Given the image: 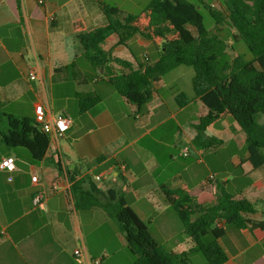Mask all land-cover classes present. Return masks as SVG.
Listing matches in <instances>:
<instances>
[{"label":"crops","instance_id":"crops-1","mask_svg":"<svg viewBox=\"0 0 264 264\" xmlns=\"http://www.w3.org/2000/svg\"><path fill=\"white\" fill-rule=\"evenodd\" d=\"M39 1L0 0V104L7 114L33 119L36 106L42 104L48 117L67 115L73 125L38 163L28 151L6 146L0 137V164L8 157L16 164L13 172L0 168V264H95L98 258L100 264H123L128 247L117 222L101 208L77 209L70 176L91 175L104 191H122L160 245L190 239L164 188H185L202 206L217 204L220 192L230 187V194L242 192L251 202H264V166L255 169L249 161L246 135L233 119L220 120L206 131L207 136L222 140L219 147L201 151L193 145L195 126L207 110L199 100L186 107L176 102L178 92L193 95V89L190 94L177 83L185 76L192 87V71L170 72L169 81L163 77L153 99L138 108L102 79V70H94L87 60L88 66L81 65V27L104 21L100 4L122 10L118 2ZM133 42L141 49H153L155 60L148 52L146 61L139 60L130 48ZM103 48L134 64L159 59L158 47L139 35L126 46H118L113 35ZM31 71L36 80L30 79ZM94 95L101 97L100 103L81 114L79 100ZM187 146L188 158L182 156ZM230 147L234 152L222 155ZM59 158L61 169L54 165ZM220 176L224 184L218 181ZM245 179L249 182L241 185ZM40 193L46 197L35 205ZM240 232L232 237L234 253L220 240L227 264H246L242 239L251 247L264 243V235L257 238L249 230ZM76 250L85 257L76 256ZM260 256L264 258V252ZM130 258L127 255V264L134 263Z\"/></svg>","mask_w":264,"mask_h":264},{"label":"trees","instance_id":"trees-1","mask_svg":"<svg viewBox=\"0 0 264 264\" xmlns=\"http://www.w3.org/2000/svg\"><path fill=\"white\" fill-rule=\"evenodd\" d=\"M100 10L104 21L81 27L78 39L91 67L103 71L102 79L119 96L143 108L163 77L180 67L192 68L193 95L178 92L176 102L186 107L199 100L207 110L195 126V148L207 151L222 145V140L207 136L206 131L232 118L246 135L249 161L255 169L264 166V0H152L138 15L108 4H100ZM113 35L118 46H126L137 35L151 41L159 49V59L134 64L114 56L103 48ZM100 101L99 95L82 97L80 113ZM0 137L8 147L26 149L35 163L42 162L51 147V136L35 119L7 114L1 104ZM54 165L61 169L60 158ZM69 180L77 209L101 208L117 222L135 257L133 264H192L191 256L197 253L207 264H227L228 255L220 243L227 225L249 230L257 238L264 235V220L252 217L258 213L257 203L242 192L230 194L223 189L217 204L202 206L185 188H164L193 245L189 251L176 252L155 241L122 191H104L91 175Z\"/></svg>","mask_w":264,"mask_h":264},{"label":"rangeland","instance_id":"rangeland-1","mask_svg":"<svg viewBox=\"0 0 264 264\" xmlns=\"http://www.w3.org/2000/svg\"><path fill=\"white\" fill-rule=\"evenodd\" d=\"M151 1L152 0H112L111 2H118L122 6V11L126 14L138 15V14H141L146 9V7L150 4ZM214 4H215V6L218 5L216 2ZM206 23L208 25V24H210V21L208 19H206ZM130 48L136 54V56L138 57L139 60L146 61V59L144 57L146 52L149 53L151 60H155V58H156V52L153 49H151V50L141 49V48H139V46L135 42H133V44L131 45ZM80 62H81L82 66L84 64H86L88 66L87 61L84 58V56H82ZM185 70H189V71H192V73H194L193 69L189 68V67H180V68H178L176 73H182L180 71H185ZM171 75L172 74L169 73L165 76V79L167 80V82L169 81ZM177 81H178L177 82L178 86H180L183 89L188 90V92L190 94H192V87H189V81H187V77L181 76L180 78L177 79ZM70 114H71V116H73L72 112ZM230 119H232V118H230ZM18 149L23 150L25 153H27L26 149H23V148H18ZM232 152H234L233 148L230 147L229 149L223 150L221 153H222V155H230V154H232ZM242 153L243 152H241L240 154H242ZM218 181L221 184H224L223 176L218 177ZM246 182H249V179H245L244 181H241V185L246 183ZM231 190H232V187H230L227 192H229ZM255 203H257V205H258L257 206L258 213L252 217L256 220H264V202L263 203L262 202H255ZM221 226H222V224H221ZM225 228H226V235L222 238V242L224 243V245H226L229 248V250L231 252L234 253L235 250H233L231 247L232 246L231 245L232 237L235 234L241 235L240 234L241 232L235 226H232V225H227ZM186 241H187V243L181 242L178 245L168 244V245H163V246L166 248L171 247L176 252L189 251L193 245H192V242H190V239L187 238ZM241 246H242V248H245L244 259H245L246 264H264V258L262 256H260V252H264V243L263 242H261V244L257 245L256 247H251L250 243H248L247 241L242 239ZM127 255H128V257H131L130 259H132L133 261L135 260V257L130 253V251L127 248V250H125L123 252V264H127ZM191 261H192V264H207L205 258L200 253L193 254L191 256Z\"/></svg>","mask_w":264,"mask_h":264},{"label":"built area","instance_id":"built-area-1","mask_svg":"<svg viewBox=\"0 0 264 264\" xmlns=\"http://www.w3.org/2000/svg\"><path fill=\"white\" fill-rule=\"evenodd\" d=\"M39 3L43 4L44 1L40 0ZM29 76L31 80L37 79V75L34 71H31ZM35 114H36L35 120L37 121V123L40 124L41 128L45 133L51 136V144L57 143L58 141L63 139L66 133L70 130V128L73 125V120L71 119V117L67 115L60 114L58 116L48 117L46 108L42 104L36 106ZM190 155H191V150L190 147L187 146L183 149L182 156L188 158L190 157ZM0 168L3 170H7L9 172L15 171L16 170L15 159L12 157L3 159V161L0 164ZM96 179L98 181L100 180L99 177H97ZM32 181L34 183H37L38 178L33 177ZM57 188H58V183L55 182L54 189ZM45 197H46L45 194L42 193L36 195V197L34 198V204L35 205L41 204V202L45 199ZM75 255L80 258L85 257V255L80 250H76ZM101 261L102 259L98 258L94 260V263L100 264Z\"/></svg>","mask_w":264,"mask_h":264},{"label":"water","instance_id":"water-1","mask_svg":"<svg viewBox=\"0 0 264 264\" xmlns=\"http://www.w3.org/2000/svg\"><path fill=\"white\" fill-rule=\"evenodd\" d=\"M99 186H101V185H99ZM102 187V186H101Z\"/></svg>","mask_w":264,"mask_h":264}]
</instances>
